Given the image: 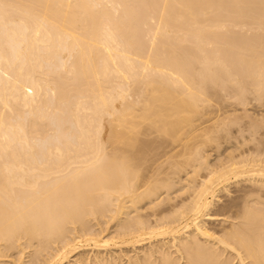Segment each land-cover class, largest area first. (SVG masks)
<instances>
[{
	"label": "bare ground",
	"instance_id": "6f19581e",
	"mask_svg": "<svg viewBox=\"0 0 264 264\" xmlns=\"http://www.w3.org/2000/svg\"><path fill=\"white\" fill-rule=\"evenodd\" d=\"M255 107L264 0H0V264H264Z\"/></svg>",
	"mask_w": 264,
	"mask_h": 264
},
{
	"label": "rangeland",
	"instance_id": "374dc122",
	"mask_svg": "<svg viewBox=\"0 0 264 264\" xmlns=\"http://www.w3.org/2000/svg\"><path fill=\"white\" fill-rule=\"evenodd\" d=\"M256 108V109H255ZM255 108H253V109H255V111H257L258 112V109H259V112L260 113H262V112H264V111H262V110H264V107H262V109H260L261 107H255ZM167 114H173V111L172 110H170V111H167ZM168 119V118H167ZM171 119H173V118H171ZM175 119V118H174ZM204 121H206V120H204ZM149 123V122H148ZM201 122H197V123H194V126H196V125H199ZM200 131V130H199ZM199 131H197V133L199 132ZM196 133V132H195ZM172 147L173 146H171L169 149L170 150H172ZM176 149H179V147H177ZM176 149H174V150H176Z\"/></svg>",
	"mask_w": 264,
	"mask_h": 264
}]
</instances>
